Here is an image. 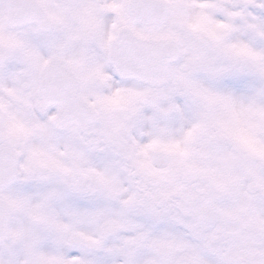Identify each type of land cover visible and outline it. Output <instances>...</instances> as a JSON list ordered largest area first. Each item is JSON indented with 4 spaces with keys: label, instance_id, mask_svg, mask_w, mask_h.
Returning a JSON list of instances; mask_svg holds the SVG:
<instances>
[{
    "label": "snow or ice",
    "instance_id": "obj_1",
    "mask_svg": "<svg viewBox=\"0 0 264 264\" xmlns=\"http://www.w3.org/2000/svg\"><path fill=\"white\" fill-rule=\"evenodd\" d=\"M0 264H264V0H0Z\"/></svg>",
    "mask_w": 264,
    "mask_h": 264
}]
</instances>
